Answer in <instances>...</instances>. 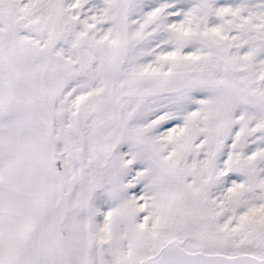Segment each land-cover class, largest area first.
Listing matches in <instances>:
<instances>
[{"label":"snow or ice","instance_id":"obj_1","mask_svg":"<svg viewBox=\"0 0 264 264\" xmlns=\"http://www.w3.org/2000/svg\"><path fill=\"white\" fill-rule=\"evenodd\" d=\"M0 264H264V0H0Z\"/></svg>","mask_w":264,"mask_h":264}]
</instances>
